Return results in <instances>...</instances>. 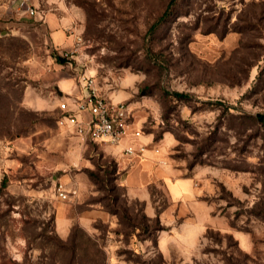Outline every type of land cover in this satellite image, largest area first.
<instances>
[{
    "label": "rangeland",
    "instance_id": "rangeland-1",
    "mask_svg": "<svg viewBox=\"0 0 264 264\" xmlns=\"http://www.w3.org/2000/svg\"><path fill=\"white\" fill-rule=\"evenodd\" d=\"M48 14L74 37L64 77L93 76L132 109L148 151L123 172L58 125ZM258 115L264 0H0V264H264ZM143 161L157 179L129 191ZM60 184L77 195L62 200ZM92 208L106 217L62 236Z\"/></svg>",
    "mask_w": 264,
    "mask_h": 264
},
{
    "label": "built area",
    "instance_id": "built-area-1",
    "mask_svg": "<svg viewBox=\"0 0 264 264\" xmlns=\"http://www.w3.org/2000/svg\"><path fill=\"white\" fill-rule=\"evenodd\" d=\"M28 12L31 16L36 14L33 7L28 8ZM60 54L69 57V52ZM81 82L85 90L84 96L71 103L65 100L59 105L61 116L58 125L71 128L79 139L95 144L118 146L131 137L133 140L124 147V154L129 157L143 156L148 147L137 144L142 133L131 127L134 123L130 105L124 102L115 103L108 99L99 90L93 76L85 75ZM57 191L62 200H69L77 195L76 190L69 191L62 184L58 186Z\"/></svg>",
    "mask_w": 264,
    "mask_h": 264
},
{
    "label": "crops",
    "instance_id": "crops-1",
    "mask_svg": "<svg viewBox=\"0 0 264 264\" xmlns=\"http://www.w3.org/2000/svg\"><path fill=\"white\" fill-rule=\"evenodd\" d=\"M27 5H30L28 1H21L18 4L15 5L13 8L14 10H18V12H26V7ZM30 8V6H29ZM35 9V8H34ZM36 10V9H35ZM36 14L38 15V11L36 10ZM44 23L45 26L48 30L51 32V42L52 46L55 48L57 52H70L72 51L74 45V37L71 35V32L68 30L66 31L65 28L66 26L69 25V20L67 18L65 19H60L58 16L54 14H48L44 18ZM52 69L47 71L48 73L45 72L44 74V84H49L52 81H56L59 83L60 88L62 89V95H58L61 97H64L65 100L71 101L75 99H80L84 96L85 90L83 89V86L78 84V82H75L74 79L64 77L63 73H61L59 70V64L58 63H53L52 64ZM123 96H117L115 97V102L119 103L121 100H123ZM39 105H42V101L39 102ZM72 108H74L73 105H71ZM85 116H88L85 114ZM133 138H127L125 139L120 145L118 146H109V145H103L106 149L111 152L116 159V162L118 164V171H124L126 166L128 165V159L127 155L124 154L123 149L126 145H128ZM137 144H141V141L139 140ZM148 161V160H147ZM155 164L153 162H141L139 165L136 167H133L134 169L130 170L128 172L127 176V185L129 186V191L135 189L134 185L138 183L146 184L147 180L155 177L154 179H157V174L153 175V166ZM64 212V211H63ZM61 213L58 217L57 220L58 222L62 219H65L64 213ZM106 217V213L96 209L92 208L90 210H83L80 214H78V217L75 219L74 216H70L68 218L69 224L64 225V229L62 232H66V234L61 235L68 236L71 232V229L73 228L74 225H76L78 222L84 226L85 228H89L92 225V222L98 218H104ZM67 219V218H66ZM61 231V229H59ZM59 232V231H58Z\"/></svg>",
    "mask_w": 264,
    "mask_h": 264
},
{
    "label": "trees",
    "instance_id": "trees-1",
    "mask_svg": "<svg viewBox=\"0 0 264 264\" xmlns=\"http://www.w3.org/2000/svg\"><path fill=\"white\" fill-rule=\"evenodd\" d=\"M55 59H56L57 63L62 64V65H65V64H67L69 62H70V64L73 63V60L70 61L67 57L62 56L57 51L55 52ZM177 96L180 97L181 95L177 94ZM257 118L261 119V120L262 119L264 120V115H258Z\"/></svg>",
    "mask_w": 264,
    "mask_h": 264
},
{
    "label": "water",
    "instance_id": "water-1",
    "mask_svg": "<svg viewBox=\"0 0 264 264\" xmlns=\"http://www.w3.org/2000/svg\"><path fill=\"white\" fill-rule=\"evenodd\" d=\"M57 91L59 93V95H62V92L57 88Z\"/></svg>",
    "mask_w": 264,
    "mask_h": 264
}]
</instances>
